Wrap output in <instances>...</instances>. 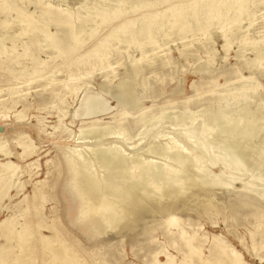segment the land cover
<instances>
[{"label": "rangeland", "instance_id": "374dc122", "mask_svg": "<svg viewBox=\"0 0 264 264\" xmlns=\"http://www.w3.org/2000/svg\"><path fill=\"white\" fill-rule=\"evenodd\" d=\"M7 1L15 4L16 10L0 9V38L4 34L13 36L26 25L19 23L20 12L33 13L32 19L56 33L64 47L69 32L78 36L82 43L75 45L66 58H54L56 51L42 40V36L34 38L37 45L30 36L18 37L14 42L6 40L4 45L0 43V135L3 134L0 141H4L6 149L13 154L7 158L0 154V165L10 162L23 172L16 180L0 179V251L11 247L15 252L4 258L5 264H24L30 260L34 261L32 264H44L48 259L40 256V245L33 243L27 244V248L34 249V259L26 254L19 255L17 241L9 242L4 236L8 231L3 222L8 219L13 221L12 229L19 231V224L24 222L19 215L25 214L27 208L24 198L32 195L38 181L44 185L45 202L33 221L40 219L47 224L55 213L61 218L69 234L65 235L68 239L58 235V241L73 243L64 244L74 256L68 261L84 259V264H217L223 261L231 264L236 253L242 255L245 264H264V0H212L211 3L198 0L199 4L194 0L188 3L181 18L175 20L166 11L170 3L158 4L103 25L87 13L103 0ZM3 2L0 0V7ZM195 3L194 13L191 7ZM46 5L70 13V25L57 21L62 20L64 14L54 21L44 15L41 17ZM148 12L162 16L152 25L156 29L153 47L144 46V39L136 33L121 34L118 30L122 40L117 44L112 42L106 62H98L94 69L87 66L84 74L88 75L71 81L76 90L72 94L65 92L66 60L76 64L72 69L78 75L77 69L82 66L78 62L86 53L118 25L139 19ZM2 20H7L8 25H3ZM93 30L97 31L96 35L88 39ZM90 62L93 64L94 59ZM33 69L45 77L32 79L26 72ZM123 83L133 89L131 104L117 103L115 99ZM89 93L99 96L108 111L74 117ZM241 93H245L246 98L240 97ZM13 99L16 104L11 105ZM241 109L253 115L252 119H258L261 129L247 137L248 143L243 141L247 164L238 166L237 170L231 167L225 170L221 164L207 167V178L219 176L222 171L220 186L228 184L229 187H211L212 208L205 214L198 216L193 209H183L170 215L144 216L133 233L127 230L121 231L119 236L108 233L97 241L72 227L69 215L77 203L67 197L64 189L68 174L62 152L67 147L82 141L101 142L104 146L118 140L114 144L123 149L124 154L134 155L142 154L153 142L166 145L174 138L192 153L207 142L211 155L210 150L223 149L227 141H238L240 146L241 136L227 132L221 136L214 132L217 134L214 139L210 137L203 142L199 133L192 137L194 141L190 139L191 143H187V136L178 132L198 125L201 131L203 122L210 116L217 123L234 119ZM122 112L127 114L128 120L125 135L110 134L97 141L91 134H85V140L79 139L80 130H90L89 126L95 121L98 130L108 124L109 132L114 133L118 114ZM61 113L66 114L60 122ZM20 133L29 136L31 143L27 146L34 151L23 161L15 156L23 151L17 145L16 135ZM156 161L159 162V158ZM29 172L32 177L28 176ZM36 203H40L39 200ZM74 236L82 241L81 249L75 245ZM99 246L102 248L97 250ZM88 250L100 253L82 258Z\"/></svg>", "mask_w": 264, "mask_h": 264}, {"label": "bare ground", "instance_id": "6f19581e", "mask_svg": "<svg viewBox=\"0 0 264 264\" xmlns=\"http://www.w3.org/2000/svg\"><path fill=\"white\" fill-rule=\"evenodd\" d=\"M3 1V6L0 7V9L3 10L1 11L13 8V10H16L15 4H10L7 0ZM191 1L194 0H103L98 7H93L91 11L87 13L98 19L97 23L99 25H103L111 21H116L125 14L135 13L143 8L150 7L152 9L158 4L170 3L166 11H168L169 16L175 20L181 18L182 12L190 5H188V3ZM196 1L198 4L200 3L198 0H195V2ZM211 1L212 0H202V2L210 3ZM171 2H175L176 4ZM90 3L91 2L88 4ZM197 3L193 4L191 7L194 13ZM7 4L8 6H6ZM123 5H126L125 8L122 7ZM60 14H64L62 15L63 18L57 21L64 23L65 26H69L70 17L72 15L67 11L63 12L46 5L40 13L41 17L44 15L51 21L56 20ZM32 15L33 13L21 14L18 12L17 18L19 23H25L26 25L20 27L17 33H14V31L13 36L4 34V36L0 38V43L4 45L6 40L14 42L18 37L30 36L33 37L35 41L34 44L37 45V39L35 40L34 38L42 36V40L56 51L54 58H66L68 54L74 50L73 48L75 45L82 43L78 36L69 32L67 46L64 47L61 45V41L57 39L56 33L49 32L42 22L37 24V21L35 22V20L32 19ZM160 18H162L161 15L148 12L139 19L129 20L118 25L78 62L82 65L81 68L77 69V72H79L78 75H76L75 71L72 69V66L76 64L66 60L64 62V72L68 74V79L63 82V89L65 92L72 94L76 90L75 86L71 85V81L82 79L84 75H88V73L84 74L87 66L94 69L98 62H106L110 56V45L112 42H116L117 44L122 40L120 38V33H136L137 36L144 39V46L153 47L156 44L154 40L156 29H154L152 25L157 23ZM82 22L83 21L80 20V23ZM1 23L3 25H8L7 20H2ZM151 27L154 30H152ZM118 30H120V33H118ZM202 31H204V29H202ZM96 33V30L91 31L88 35V39H92ZM132 41L133 40L130 42ZM100 50H102V52H99ZM91 58L94 59V62L90 65ZM41 64H44V62H41ZM23 72H26V70H23ZM56 72L60 71L57 70ZM26 74L31 76L34 80L45 77L44 75H39L37 69L26 72ZM32 75L35 76L33 77ZM76 76L78 77L76 78ZM51 81H53V79H51ZM252 89L254 90L256 88L253 87ZM132 91L133 89L130 85L121 84L115 94L117 103L131 104ZM240 97L246 98V94L241 93ZM10 103L14 105L16 101L13 99ZM105 109L106 107L101 98L97 95L90 94L83 98L79 109L75 111L73 115L74 117L81 116L83 118L104 112ZM242 110L243 109L237 110L234 119H225L218 123L216 119L210 116L206 122H203L204 124L202 125L201 131L197 129V127H199L198 125L195 127L196 129L185 127L182 131L180 130L178 132L179 135L187 136L185 137L188 141L187 143H191L190 139H192L193 136V138H195V135L199 133L203 137L201 140L203 142H206L208 138L211 139L210 137H216L217 134L220 135L224 132L230 135L238 134L241 136L239 137L240 146L237 145L238 141L234 143L226 140L227 143H224V148L221 150H215L213 148L210 150L212 151L211 155H209L207 142L205 143L207 147H205V145L202 146L204 143L201 142L202 147L196 148L195 151L192 150L194 151L192 153L189 149H186L187 146L183 147L178 143L177 139L174 138H172L170 143L167 142L166 145L153 142L142 154L134 155L132 152H130L132 155L124 154L126 152L114 144L118 143V140H114L113 144H104V146L101 142L89 144L82 141L71 148L67 147L65 151L62 152V158L68 174V180L64 185V189L67 197H69L70 200H75L77 203L76 208L72 212L70 211L69 215V222L72 227L79 230L90 239L97 241L101 237L107 236L108 233H112V236H119L123 230L133 233L142 222L144 216L170 215L183 209H193L198 216L205 214L207 210L212 208L211 187L218 186L225 189L229 187L228 184H224L226 187L223 185L220 186L219 182L222 171L219 176L207 178L209 172L207 167L221 164L225 170H227L228 167L237 170L238 166L247 164V154L244 151L246 148V139L251 136L252 133L261 129V127H259L260 125L257 124L258 119H252L253 115ZM65 114L66 113H61L58 116L60 122L62 118L65 117ZM118 115L117 129L114 133L109 132L108 124H106L102 130H98L96 128L98 126L97 121H95L89 126L90 130H80L79 139L85 140V134H91V137L97 141L110 134L116 135L117 137L125 135L124 133L127 131L126 129H128L126 126L128 122L127 114L122 112ZM133 123L135 124V121ZM214 132L218 133H215V135L213 134ZM222 135L223 134H221V136ZM0 136H3V134ZM23 138L25 141L22 143L20 140ZM16 139L18 140L17 145L23 151L21 154H15V156L23 161L34 152L30 151V145L27 146V143H31V139L28 135H23L21 133L16 135ZM215 139L217 140V138ZM224 139L226 138L224 137ZM229 139L231 140V138ZM192 140L194 141V139ZM244 140L245 142L243 143ZM191 146L192 145H189V147ZM0 154L5 158L13 155L12 151L6 149L4 141H0ZM157 158H159V162L156 161ZM18 170V167L10 162L3 163L0 165V179L16 180L20 173L23 174V172H19ZM28 176L32 177L33 174L29 172ZM41 183L40 181L36 182L33 186L32 195L25 196L24 198L27 201V208L25 209V214L19 215L24 218V222L19 224V231L12 229V227H14L12 225V219L3 222L5 230L8 231L7 235L4 234L5 238H7L9 242L15 239L17 241L16 244L20 253L19 255L26 254L30 257H33L34 249L27 248V244H39L41 247L40 256L43 259L48 258V262L45 261L44 264H84V259H80L79 261H76V259L74 261H68L74 256L70 254V251L67 250L64 244L70 246L73 243H69V241L65 243L62 241L61 243L58 241V235L66 239L67 236L65 235L69 234V230L56 213L47 224H44L40 219L33 221V218L38 217L39 207L41 208L43 206L42 203L45 202V189L44 185ZM243 189H246V187ZM38 200L40 203H36ZM43 232H47L49 235H45ZM74 239L76 242L75 245L80 248L82 241L75 236ZM10 248L11 247H8L0 251V264H5L4 258L7 255L15 253L14 250H12L13 248ZM101 248L102 246H99L97 250ZM99 253L98 251L91 252L88 250L86 251V256L82 258L92 254L98 255ZM33 262V260H30V263L24 264H32ZM217 264L225 263L223 261H218ZM231 264H245L242 255L235 253Z\"/></svg>", "mask_w": 264, "mask_h": 264}]
</instances>
